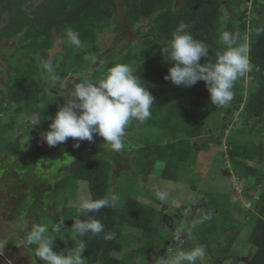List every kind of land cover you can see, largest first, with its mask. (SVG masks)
<instances>
[{
    "label": "trees",
    "instance_id": "16d2710c",
    "mask_svg": "<svg viewBox=\"0 0 264 264\" xmlns=\"http://www.w3.org/2000/svg\"><path fill=\"white\" fill-rule=\"evenodd\" d=\"M124 1L125 15L136 27L134 35L141 41L124 52L108 53L89 76L74 79L69 90L85 78L97 82L116 63L127 64L154 98L150 118L143 122L132 120L123 140L124 145L126 141L139 145L130 153V164L137 176H149L159 162L163 164L160 178L176 183L181 180V173L196 163L202 148L203 151L220 148L224 139L225 155L235 163L246 164L236 168L238 178L252 177L256 184H260L264 174L258 175L253 165L264 168V145L259 141L264 134V7L258 4L261 0H252L249 19L246 17L249 11L243 5L245 0H224L226 8L233 11L226 16H222L223 3L217 0H182L178 7L175 0ZM116 13L115 0H0V41L17 39L14 51L5 58L6 80L5 89L0 93V116L7 106L14 107L9 113L8 123L4 124L0 119V157L5 153L18 152L19 141L12 142L9 134L20 116L36 118L26 126L39 138L48 130L49 118L55 117L65 98L60 93L63 79L81 75L90 68L93 59L100 54L98 35L122 31V27L113 25ZM142 20L147 22L145 32L137 26ZM180 23L189 25L187 31L209 46L208 59L212 62H215L217 52L224 48L220 34L223 31L239 32L237 43L246 44L250 49L249 73L253 88L244 92L246 77L240 78L234 85V99L221 107L210 102L203 81L185 88L176 87L166 80L165 76L173 65L166 60L163 48ZM69 29L79 34L80 48L67 42ZM247 36L251 38L248 43L244 39ZM56 38L60 40L63 51L48 59L60 77L53 83L40 65L41 59H46V53L53 49ZM85 56L93 59L85 60ZM200 62L203 64L207 60ZM50 86H54L58 93L48 92ZM234 114L241 115V126L233 138H225V129ZM214 115L222 117L224 123L211 127L205 135L204 120ZM92 141L103 142V139L94 135ZM111 168L103 158H75L66 168L67 175L54 185V207L67 202L63 197L64 191L75 187L79 181L88 185L90 199L109 196ZM133 193V185L123 188L120 176L115 190L119 202L115 208L104 207L90 213H81L79 208L64 209L63 216L72 228L77 217L83 220L91 216L104 225V232L99 235L88 233L80 236L73 228L77 245L81 242L85 245V264H132L133 256L144 259L155 250L157 239L164 236L161 229L164 215L132 198ZM195 200L197 203L187 208V225L192 226V221L204 214L211 213L212 217L195 228L191 227L197 244L204 247L214 264H220L222 260L235 264L238 256H232L231 252L241 225L235 221L231 209L237 206L228 195L216 194L212 190H198ZM244 216V225L251 229L247 242L254 249L244 264H264V190L259 194L253 211H246ZM131 230H138L140 234L134 235ZM107 233H114L115 238L105 239ZM181 235L185 237L184 233ZM132 244H135V250L131 252ZM122 250L128 251L130 259L115 258V254Z\"/></svg>",
    "mask_w": 264,
    "mask_h": 264
},
{
    "label": "rangeland",
    "instance_id": "374dc122",
    "mask_svg": "<svg viewBox=\"0 0 264 264\" xmlns=\"http://www.w3.org/2000/svg\"><path fill=\"white\" fill-rule=\"evenodd\" d=\"M115 1L117 13L113 25L122 27V31L119 33L105 32L98 35L100 54L93 59L90 68L85 73L78 76H66L63 79L60 93L64 97L68 95L69 85L72 81L78 77L89 76L102 63L103 57L108 53L111 51L124 52L129 46L141 41L134 35L136 27L132 26L125 15V1ZM217 1L223 3L222 16L232 14L233 11L226 8L227 4L224 0ZM181 2L182 0H175V6H180ZM258 4L264 7V0ZM243 5L249 11L246 15L249 19L253 2L245 0ZM241 8L243 9V7ZM142 21L137 26L140 31L145 32L147 22ZM244 39L248 43L251 38L247 36ZM16 42V38L0 41V71H2L0 93L5 89V58L14 51ZM62 51L60 40L56 38L53 49L47 52L45 57L53 59L56 53ZM250 80L249 73L245 78L244 92L253 88ZM48 92L58 93L54 86H50ZM13 107L14 105H10L5 108L0 116L2 123H8L9 113L12 112ZM35 119L34 116H20L15 120L16 127L10 132L9 137L12 142L19 141L18 152L5 153L0 157V243L5 244L3 255L0 256V264H9V262L11 264H44L43 261H39L35 257L32 251L28 250L24 240L26 231L34 223L46 225L51 230L55 224L63 222L62 231L53 233L56 239L53 245L54 250L61 252L75 248L77 242L73 235V228L69 220L63 216V211L68 207L79 208L81 198L90 199L88 185L79 181L75 187L66 188L63 197L65 196L67 202L63 201L57 207H54L52 195L55 183L67 175L66 168L75 158H103L107 160L112 167L110 193H115L118 178L121 176L124 189L128 185H133L132 198L151 206L155 212L163 213L164 219L161 224V229L164 231L163 238L157 239L155 250L150 252L146 258L141 259L133 256L132 264H158L157 258L166 257V255L173 256L181 249L187 251L191 247L199 245L195 240V235L191 232L192 226L187 225L185 220L187 208L191 204L197 203L195 199L198 190H212L216 194L228 195L233 205L237 206L231 209L235 221L241 225L239 236L231 252L232 256H238L235 264H244L249 254L254 251L247 242L251 229L244 225V213L253 211L259 194L264 190V180L260 184H256L252 177L238 178L236 168L244 167L246 164L235 163L225 155L224 139L220 148H208L205 151L202 148L197 154L196 163L181 173L180 181L173 183L160 178L163 164L159 162L155 164L151 174L147 177H140L134 173L130 164L132 156L130 153L132 149L139 146L134 141H126L123 150L113 151L108 148L103 149V142L100 141H78L68 138L66 142L50 149L34 130H27V123H33ZM223 123V118L217 115L205 119L204 134L208 135L211 127L216 124L223 125ZM241 123V115L234 114L231 123L225 129V138H233ZM149 132L146 131V133ZM125 139L124 137V141ZM205 139H209V137H205ZM259 141L264 145V134L259 138ZM77 143L80 145L78 148L73 146ZM253 166L258 175L264 174V168ZM132 180L136 183H133ZM161 190L167 193L166 199L163 201L157 195ZM184 207L186 210L183 209ZM176 217L179 219L176 220ZM126 231L127 229L124 228V232ZM130 232L137 236L140 234L138 230ZM182 233L185 237H182ZM133 250H135V244H132L129 249L131 252ZM205 254V264H214L209 254L206 252ZM115 258L130 259V254L127 250H122L115 254ZM220 264L231 263L228 260H222Z\"/></svg>",
    "mask_w": 264,
    "mask_h": 264
},
{
    "label": "clouds",
    "instance_id": "9594fccd",
    "mask_svg": "<svg viewBox=\"0 0 264 264\" xmlns=\"http://www.w3.org/2000/svg\"><path fill=\"white\" fill-rule=\"evenodd\" d=\"M189 25L180 23L172 32L171 39L163 48L167 61L172 63L165 79L176 87H191L203 81L209 93L210 102L217 106H227L234 99V85L250 71V51L246 44H238L239 32L223 31L220 42L224 45L217 52L215 62L208 59L209 46L195 39L188 31ZM67 42L76 48L81 47L79 34L71 29L66 32ZM85 60L93 59L85 56ZM202 59L207 62L201 63ZM41 68L46 77L55 83L60 77L55 74L51 60L41 59ZM154 98L146 90L145 84L134 74V69L127 64L116 63L97 82L87 78L80 80L71 89L59 106L47 131L41 138L49 147L64 143L68 138L91 142L97 135L103 139V149L119 151L123 148L126 128L132 120L143 122L150 118ZM28 140V139H27ZM78 148L79 143L74 144ZM163 201L167 193H157ZM119 197L115 193L98 200L81 198V213L98 212L101 208H115ZM211 213L204 214L192 221V228L210 220ZM63 222L57 223L50 230L46 225L34 223L25 233V244L39 261L44 264H84L85 245L81 242L74 249L57 252L54 250L55 236L61 232ZM80 236L88 233L99 235L104 232V225L89 216L75 219L74 227ZM105 239L115 238L114 233H107ZM34 246V247H33ZM4 243H0V256L3 255ZM205 249L201 245L185 251L181 249L173 256L161 257L158 264H205ZM11 264V262H9Z\"/></svg>",
    "mask_w": 264,
    "mask_h": 264
},
{
    "label": "crops",
    "instance_id": "0c3cea01",
    "mask_svg": "<svg viewBox=\"0 0 264 264\" xmlns=\"http://www.w3.org/2000/svg\"><path fill=\"white\" fill-rule=\"evenodd\" d=\"M9 122V121H8Z\"/></svg>",
    "mask_w": 264,
    "mask_h": 264
}]
</instances>
